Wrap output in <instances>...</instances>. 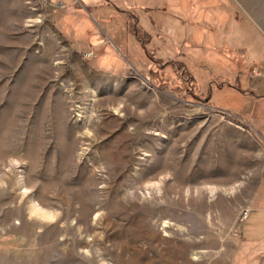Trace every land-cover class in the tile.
<instances>
[{
  "label": "rangeland",
  "instance_id": "obj_1",
  "mask_svg": "<svg viewBox=\"0 0 264 264\" xmlns=\"http://www.w3.org/2000/svg\"><path fill=\"white\" fill-rule=\"evenodd\" d=\"M68 1L0 0V264H259L264 243L239 247L264 97L221 46L264 53V0H193L212 28H187L188 46L124 8L125 49ZM130 1L155 22L172 3Z\"/></svg>",
  "mask_w": 264,
  "mask_h": 264
},
{
  "label": "crops",
  "instance_id": "obj_2",
  "mask_svg": "<svg viewBox=\"0 0 264 264\" xmlns=\"http://www.w3.org/2000/svg\"><path fill=\"white\" fill-rule=\"evenodd\" d=\"M174 1L172 0L171 4H168L169 2H167V4L164 3L165 5H168V6L170 5V7L172 6L171 8H169L168 6L156 7L157 10L165 11L166 14L168 12H171L168 14H170V16L172 17V20H171L172 24L169 22V20H167V16H166V22H165V19L163 18H160V20L158 19L156 22L153 21L151 18H149L150 19L149 20L147 18L149 16L147 15H145V18L148 19V22L151 25L156 26L157 40L159 42L164 43L167 41L172 46L174 44L177 45V43L174 42V37L177 38L179 37V35L181 36L180 33L182 32L184 36L183 42H186V44L190 45V42L192 41L191 39L192 36H191L189 29L188 31H186L187 28H190V27L202 28L203 31H206L207 29L212 28V26L209 24L204 26V22H203L204 20L202 19V15L206 14L209 11V9H206L207 11L204 10V12H200L197 15L198 21H194V19L190 17L193 13H195L194 11H196L194 1L193 0H177V1L174 0ZM186 1L188 4L186 3ZM72 2H76V3H72ZM87 2L90 3L89 7L93 8L94 11L97 12L98 18L106 23H111V21L113 20L109 19L108 18L109 16L106 13H104V11L102 10L101 7L104 4L113 5L115 8H117L118 9L117 12L119 13L118 16L121 17L120 18L121 20H122V14L124 13V10L122 9L124 8L130 9V7L132 6V2L130 0H106V2H104L103 0H98V1L97 0H87ZM139 2L141 3L142 1H139ZM66 4L67 6L69 5V7H67V9L69 10L68 12H71V14H68L69 17L75 14L74 16L75 19L76 17H79L81 19L85 18L83 12H85V10L88 11V8L84 9L83 6L80 4L79 0L77 1L69 0ZM114 17L116 16L112 15V18ZM79 18L76 19L77 20L76 22H79L78 20ZM180 22L182 23L184 27L181 26ZM214 29L215 27H213V30ZM69 32H73V31L71 30ZM170 37H172L173 40L172 39L171 41L168 40ZM91 40L93 42L91 44L92 47H95L96 45H104L106 43L104 35H101L100 33H96ZM231 46H232L231 44L225 42L221 47L222 49H224V52L227 57L232 58V60H235L236 62L240 63L242 67L243 65L247 66L246 77H247L248 88L246 91H253L258 97H264V94L260 93L262 88H264V86L259 85L260 80H262L261 77L264 76V74H262L264 73V53H260L256 57H254L253 54L249 55L248 57L242 54L241 57L239 58L237 56H234V53L231 50ZM253 69L261 71V74L259 73L258 77L256 75H253L252 74ZM239 74H240V77L244 76L243 71L240 72ZM230 85L231 84H228V86ZM237 85L240 87L242 84L240 82ZM261 123L264 124V121H261ZM263 228H264V174L261 178L258 190L253 196L251 205L245 216V219L242 225V230H241V239H240L241 244L239 248H241L243 244L252 246L258 243H264V232H262L261 237L257 236L258 234H256L259 231H261ZM235 264H236V261H235ZM259 264H264V256H261Z\"/></svg>",
  "mask_w": 264,
  "mask_h": 264
},
{
  "label": "trees",
  "instance_id": "obj_3",
  "mask_svg": "<svg viewBox=\"0 0 264 264\" xmlns=\"http://www.w3.org/2000/svg\"><path fill=\"white\" fill-rule=\"evenodd\" d=\"M135 6V7H134ZM130 8H138V5L136 4V5H132ZM131 10V11H130ZM138 11H135V10H132V9H128V11H130L133 15H134V17L137 19V18H139V20H138V22H141L142 20H140L141 19V17H140V15H139V13L141 14H145V15H147V16H149L150 18H152L153 17V15L155 14L154 12H153V10L154 9H151V8H141V9H137ZM157 11H159V13H161L164 17H165V19H166V13H165V11H161V10H157ZM163 12V13H162ZM118 13V12H117ZM154 13V14H153ZM139 16H138V15ZM119 15V13L118 14H116L115 16H117V17H119L118 16ZM111 16V15H110ZM108 17L109 19H111V20H113V18H112V16L111 17ZM152 20H154V18H152ZM106 25H109V30H110V33L114 36V38H116L117 39V41H118V45H119V47L121 48V49H125V47H126V44L128 43V40L126 41V39H127V37H126V33L124 32V28H120V27H118V26H115L114 24H113V21H111V23H106V22H104ZM126 31H127V28H126ZM129 34H131L130 32H128V36H129ZM157 35V34H156ZM148 37H147V40H150V38H151V36L150 35H147ZM144 45H146V43L144 44ZM182 45H184V46H188V44H186V42H182Z\"/></svg>",
  "mask_w": 264,
  "mask_h": 264
},
{
  "label": "bare ground",
  "instance_id": "obj_4",
  "mask_svg": "<svg viewBox=\"0 0 264 264\" xmlns=\"http://www.w3.org/2000/svg\"><path fill=\"white\" fill-rule=\"evenodd\" d=\"M116 104H117V103H113V105L115 106V109H116V110H119V109H120V108H119V107H120V103H119V107H118Z\"/></svg>",
  "mask_w": 264,
  "mask_h": 264
},
{
  "label": "built area",
  "instance_id": "obj_5",
  "mask_svg": "<svg viewBox=\"0 0 264 264\" xmlns=\"http://www.w3.org/2000/svg\"><path fill=\"white\" fill-rule=\"evenodd\" d=\"M253 72H254L255 74H259L258 70L253 69Z\"/></svg>",
  "mask_w": 264,
  "mask_h": 264
}]
</instances>
